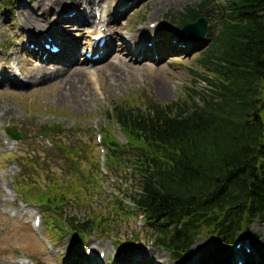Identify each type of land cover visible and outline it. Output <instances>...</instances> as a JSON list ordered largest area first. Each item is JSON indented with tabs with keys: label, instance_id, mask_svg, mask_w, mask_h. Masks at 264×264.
<instances>
[{
	"label": "rangeland",
	"instance_id": "374dc122",
	"mask_svg": "<svg viewBox=\"0 0 264 264\" xmlns=\"http://www.w3.org/2000/svg\"><path fill=\"white\" fill-rule=\"evenodd\" d=\"M203 1L205 0H62V4L66 5L63 14L47 18L45 12L36 11L35 7L46 0H0V63L4 71L16 68L22 72L26 69L39 72V68L44 67L46 73L51 72L54 65L48 68L50 63L39 62V53L29 56L27 51V44L32 41L44 43V38L40 37L46 34L54 40L62 41L64 54L68 49L69 52L77 50L75 64H78L71 65L70 69L82 68L77 69L82 72L81 78L71 72L50 77L44 84H34L29 79V73H26L25 79L20 82H28V86L17 87L0 82V264H133L136 261H139L137 264H193V258L198 264H234L232 260L240 251L243 252V248L236 250L228 243L224 248L212 251L206 233L196 239L186 259L173 261L167 252L156 248L151 242L152 236L158 234L156 230L145 226L140 218H119L115 212L107 209L112 198L104 201V191H94L93 202L86 195L77 204L72 202L65 208L67 214L76 216L80 221L86 215L90 216L91 212H99L108 219L106 222L113 230L111 235L87 234L79 241L66 232L55 231L54 225L43 218L37 206L24 204L15 192L16 176L20 172L15 160L27 158L31 152L51 159L48 164L43 161L45 167L42 169L32 166L33 184L41 186L42 190L46 189L51 179H57L61 188L66 184L60 172L66 169V161L62 153L47 143L53 139H45L38 134L43 126L49 132V137L52 134L56 141L60 139L67 147L76 142L81 144L78 158H75L79 171L82 172L80 179L84 180V175L92 173L93 163L98 157L101 172L110 177L105 171V154L99 146L98 138H102L101 132L105 129L119 143L126 144V140L119 128L106 120V111L114 104L125 101L142 108L153 103L167 105L186 99L184 93L187 88H207L201 79L205 75L195 64L200 48L188 46L185 50H177L168 45L174 40L180 42L179 32L175 30L171 16H184L187 8ZM86 3L90 6H86ZM125 7L130 8L118 13V10L124 11ZM21 11L28 13L29 17L42 20L43 29L40 34L34 37L24 29L18 18V12ZM78 12L86 19L91 17L96 24L104 20L109 23L108 28L104 25L98 28L101 31L108 30L112 37L109 54L102 62L90 64L85 61L86 43L94 35L96 27L67 20L70 16L75 17ZM109 16L112 18L109 19ZM155 25L156 29L152 32V26ZM60 27L64 29L61 31ZM135 35L138 36L137 39L145 40L147 45L156 47L159 57L157 60H143L135 56L126 58V54L116 53L117 45L127 47L136 41L128 42ZM149 51L153 50L148 49L146 54ZM62 60L67 62L66 57ZM107 61L123 68L119 70L123 75L121 88H109L113 80H109L107 76L105 79V73L101 72ZM76 86L80 90L86 88L84 101L79 102L70 97ZM12 128L20 135L24 134L26 140L15 142L7 136L6 130ZM75 130L78 131L76 134ZM56 131L62 132L56 134ZM101 185L103 188L109 185L114 191L112 178ZM35 192L33 189V193ZM38 213L41 215L42 233L40 230L35 232L31 225ZM234 242H238L239 247L241 243H248L253 250L250 256L246 254L244 257L248 264H264V225L259 220L248 225L246 234L243 229L235 234ZM115 244L118 245L114 246ZM195 247L199 249L194 251ZM100 250L105 252L102 263L98 257Z\"/></svg>",
	"mask_w": 264,
	"mask_h": 264
},
{
	"label": "trees",
	"instance_id": "16d2710c",
	"mask_svg": "<svg viewBox=\"0 0 264 264\" xmlns=\"http://www.w3.org/2000/svg\"><path fill=\"white\" fill-rule=\"evenodd\" d=\"M189 11L173 17L176 24L199 16L210 22L213 40L196 60L207 88L189 89L186 99L167 105L120 102L105 113L126 139L121 144L104 131L114 191L106 193L107 178L98 172L80 179L78 155L62 145L68 169L62 188L57 179L44 190L32 183V166L44 168L49 157L19 159L18 179L30 182L17 192L58 228L112 233L99 212L79 221L65 211L86 195L92 201L94 191L111 196L108 208L117 217L140 214L157 227L154 243L173 259L187 255L204 233L216 251L251 222L264 224V0H205Z\"/></svg>",
	"mask_w": 264,
	"mask_h": 264
},
{
	"label": "bare ground",
	"instance_id": "6f19581e",
	"mask_svg": "<svg viewBox=\"0 0 264 264\" xmlns=\"http://www.w3.org/2000/svg\"><path fill=\"white\" fill-rule=\"evenodd\" d=\"M62 0H46L45 3H41V4H37L35 5L36 7V11H43L45 12V15L47 16V18L49 17H53V16H57L58 14H62L65 11V7L66 5L62 4ZM86 6H90V4L86 3ZM22 10H24L21 7ZM89 10L91 8H88ZM123 13V12H122ZM29 15L28 13H26L25 11H21L19 12L18 18H19V22L22 24V26L24 27L25 30H27L32 36H36L38 34H40L39 32L43 29V25L41 24V20L39 18H33L32 16L29 17L27 16ZM109 19L112 18V16L108 17ZM67 20H73V21H79L82 22L84 24L87 25H91V26H95L96 24L95 22L91 19V17H89L88 19H86L81 12H78L76 14L75 17H73L72 19L67 18ZM61 31L64 29L62 27ZM102 33L101 31H99V34ZM47 36H49V34H46ZM40 38H44V37H40ZM138 38L137 35L133 36L131 38L130 41H134ZM39 43V42H38ZM92 45L91 42L88 43V48H90V46ZM64 46V45H63ZM141 49L144 52L148 51V46L143 43L140 45ZM117 50L116 53L119 55H124L126 54V58H129L132 56V52L129 51V49L125 46H117ZM77 50L76 51H70L68 55H66L65 57L67 58V62H65L64 60L59 59L57 61H52V64L55 65V67L52 69L51 72L46 73L45 72V68L41 67L39 68V72H34L33 69H26L25 72H22L21 69L17 70V72H21L22 75H26V73H29V79L34 83V84H44L47 83L50 77H55L56 75H60V74H64V73H71L74 74L76 77L81 78V73L82 72H78L77 69L82 70V68H74V69H70V66L75 64L76 61V56H77ZM128 53V54H127ZM118 55L116 57H118ZM115 57V58H116ZM78 64V62L74 65L76 66ZM120 65V64H119ZM123 68H121L120 66L112 63V62H106L105 66L102 67L101 72L105 73L103 76L106 79L110 78L109 80H113V84H109V88L112 90H116L118 88H121V81H122V74H120L119 70L121 71ZM32 70V71H31ZM86 73V72H85ZM114 76V77H112ZM7 81V80H6ZM8 84L12 85V86H17V87H25L28 86V82L26 84H17V83H11L10 81H8ZM32 84V83H31ZM76 86L75 88L72 89L71 91V95L70 97L75 99L76 101H84L85 98H83V96L86 94V88H84L83 90H80V88ZM199 248H193V250H198ZM258 255L259 252H257ZM192 263L193 264H198L195 261V258L192 259ZM73 264H79L78 262H74Z\"/></svg>",
	"mask_w": 264,
	"mask_h": 264
},
{
	"label": "water",
	"instance_id": "95a60500",
	"mask_svg": "<svg viewBox=\"0 0 264 264\" xmlns=\"http://www.w3.org/2000/svg\"><path fill=\"white\" fill-rule=\"evenodd\" d=\"M201 21H203V20H199L197 22V24L194 25V27H195V29H197V31L199 32L200 35H205L206 34V22L205 21L201 22ZM11 135H12L13 139L19 140V136L12 134V133H11Z\"/></svg>",
	"mask_w": 264,
	"mask_h": 264
}]
</instances>
